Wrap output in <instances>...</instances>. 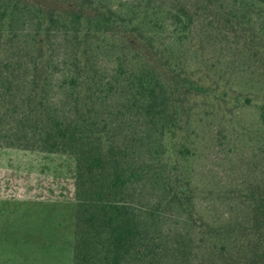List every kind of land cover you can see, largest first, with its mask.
Listing matches in <instances>:
<instances>
[{
	"label": "trees",
	"instance_id": "obj_1",
	"mask_svg": "<svg viewBox=\"0 0 264 264\" xmlns=\"http://www.w3.org/2000/svg\"><path fill=\"white\" fill-rule=\"evenodd\" d=\"M262 20L264 0H0V148L73 158L71 264H264V98H242L258 148L223 194L193 188L187 133L220 85L203 44L264 75Z\"/></svg>",
	"mask_w": 264,
	"mask_h": 264
},
{
	"label": "rangeland",
	"instance_id": "obj_2",
	"mask_svg": "<svg viewBox=\"0 0 264 264\" xmlns=\"http://www.w3.org/2000/svg\"><path fill=\"white\" fill-rule=\"evenodd\" d=\"M212 44H203L197 70L220 85L213 104L198 99L187 133L191 184L215 196L240 182L258 148L256 106L242 98H264V75L259 57ZM73 179L70 156L0 148V264H71ZM209 204L222 208L219 200Z\"/></svg>",
	"mask_w": 264,
	"mask_h": 264
}]
</instances>
